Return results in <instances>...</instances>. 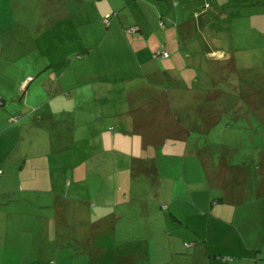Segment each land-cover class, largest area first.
<instances>
[{
	"label": "rangeland",
	"instance_id": "obj_1",
	"mask_svg": "<svg viewBox=\"0 0 264 264\" xmlns=\"http://www.w3.org/2000/svg\"><path fill=\"white\" fill-rule=\"evenodd\" d=\"M161 8L173 17L167 21L161 16L163 26L156 24ZM200 9L205 10L204 21L198 16ZM105 10L117 11L110 26L102 22ZM183 19L191 31L186 37L181 32ZM136 22L140 30L133 34L124 31L123 27ZM160 42L171 51L172 47L177 50L167 67L178 74L186 61L191 66L185 81L207 83L209 89L215 77L221 82L216 86L226 91L220 98L222 105L236 108V118L228 126V117H224L207 134L192 131L187 135L199 143L207 135L216 148L210 151L224 153L232 161L246 154L261 156L264 0H0V66L4 62V69L9 67L0 69V87L11 94L16 92L14 102L21 93L28 96L30 112L20 108L16 116L27 121L23 131L40 130L33 138L37 149L29 152L17 181L31 188L25 191L26 201L33 200L38 190H51L57 192L59 204L68 197L87 201L107 198L108 203L120 205L130 200L138 212L137 228L121 229L127 237L119 233L115 240L134 237L139 241L133 246L131 241L117 244L118 249L105 246L99 260L85 255L89 261L77 260L79 254L59 246L57 253L49 254L56 264H264V194L258 193L264 184L255 181L253 185L248 176L243 200L214 203L220 187L208 188L204 177H197L196 191L191 187L190 194L188 190L189 183L182 175L183 158L188 159L195 149H184L185 140L168 138L158 146L143 142L150 132L165 126L161 124L165 109L188 124L200 102L193 93L195 87L175 88L150 73L149 66L159 62L151 58V52ZM219 47L226 51L224 58L216 59L206 52ZM227 63L232 64L231 69L226 68ZM25 74H29V83L24 92L19 86L17 91V83ZM222 76L227 81H222ZM146 82L153 90L158 88L159 95L167 89L173 100L168 103L162 96L151 108L152 101L144 95L146 88H137ZM9 105L12 109L10 101L5 108ZM152 111L159 112L158 116L150 118ZM36 119L40 120L38 125L33 124ZM26 136L23 134L18 150L31 145L32 136ZM235 142L237 147H230ZM207 151H200L203 158ZM152 157L157 172L139 171V165L149 164ZM17 158L14 155L13 163L18 164ZM115 159L124 163L123 172L115 167ZM130 160L135 165L132 176L128 175ZM35 162L50 176L44 171L43 179L25 180L22 174L30 172L33 167L27 166H35ZM164 181L174 185V191L168 192ZM27 204L35 215L34 206L29 201ZM27 217L32 216L27 213ZM35 218L34 234L27 230L25 239L21 232L22 237L14 236L17 241H10L3 253L0 249V264L31 263L29 259L39 248L36 233L40 222ZM180 221L195 224V228L180 229L175 225ZM57 224L68 223L60 220ZM45 231L44 226V240Z\"/></svg>",
	"mask_w": 264,
	"mask_h": 264
},
{
	"label": "crops",
	"instance_id": "obj_2",
	"mask_svg": "<svg viewBox=\"0 0 264 264\" xmlns=\"http://www.w3.org/2000/svg\"><path fill=\"white\" fill-rule=\"evenodd\" d=\"M157 10L159 12V7H157ZM203 11L205 10L200 9L198 16L202 15L201 19H203L204 21L206 17L203 15ZM106 12H108V10H105L104 13ZM159 15L160 18L156 23L159 26L164 25V18L167 21H170V19L173 18L168 10H163L162 8ZM161 16H164V18ZM186 20L187 19H183L184 28L181 29L182 34H185L183 37L189 36L187 34L188 32L191 33V31L187 29V25L185 23ZM198 21L200 22V19ZM137 24L141 29L140 23ZM168 27L169 25L166 27V29ZM176 31L177 33L180 32L177 27ZM162 49L167 52V55H163L161 53ZM156 50L159 51L157 52ZM206 52H208L211 57H215L216 59L224 58L226 53V51H224V49L221 47L212 50L207 49ZM176 53L177 50L175 47H172L171 51L167 48L164 42H160L157 45L156 49L151 52V58L159 60V62H157V66H155V64L153 63L149 66L150 73L158 74L157 80L163 79V77H161L160 75V71L166 70L171 74V77L175 81L180 79L182 80V82H186L185 73L188 71L191 65H188L187 62L184 61L182 67L178 71V74L172 71L173 69L171 70L170 67L166 66L169 65L171 60L175 58L174 56ZM5 65L4 62H2L0 69L8 70L9 67L7 69H4ZM227 66L229 67V69H231L232 64L227 63L226 68ZM3 74L5 76L7 75L6 72H3ZM0 75H2L1 71ZM28 78L29 74H25L18 81L16 87L17 91L18 86L19 89L22 88V92L25 91V87L29 83ZM213 78V81H210V79L208 80V82L210 81V87L212 84L216 85V83H221L220 81L215 79V77ZM30 79H32V77ZM220 79H222V81H227L223 76L220 77ZM241 82L242 80L240 79L239 84H242ZM186 83V87H195L192 88L194 89L193 93H195V95L197 96V100H200V102L198 103V108L196 107L197 109L193 113V119H191L192 122L185 124V122H183L182 120L176 119L175 116L172 115L173 113H167V109H165L163 114H165L166 116L161 120L162 125L166 123L165 126L163 128L161 127V131L158 129L157 131L150 132L149 137H147V139L143 142L146 145L158 146L164 143L168 138L175 139L180 142H183L185 140L186 142H183L184 149L188 148V146L189 149H195V151H191L190 154H188V159L183 158L182 165V175L185 178L184 181L186 183H189L187 185V187H189V192L191 190V187L196 191L197 177H204L205 184L208 188L216 186L220 187V194L217 198L218 200L213 199L214 203H217L218 201H220L221 203L224 201L231 203L240 202V200H243V198L247 196L243 186L248 182L247 180H249V177L251 178V181H253V185L255 184V181H260L262 184H264V152H262L261 156L259 157H248L246 154L245 156H240V158L236 161H232L229 156L225 155L224 153L216 155L215 153L210 151L216 148H213L214 145L212 144V141H208L207 135L203 139H201V141H204L202 143H199L197 140L193 141L191 139V136L189 135L192 131L207 134L212 126L217 124L218 122H222L224 117H228V120L226 121V125L228 126L231 119L236 118V108H232L229 106V108L231 109L228 110L229 108H226V106L222 105L220 98L226 92L224 88L219 89L218 86H215L216 88L211 87L209 89L207 87V83L197 85H193L188 82ZM179 85L175 86V88H180ZM138 87L139 89L146 88L144 95L149 97V99L152 101L150 105L151 108L155 103H157V101L159 102L162 99V96H166L168 103L174 98V95L171 94V92L168 93L167 89H160L162 93H160L159 95L158 88H154L153 90V88L148 87L147 82L143 86H137V88ZM15 94V91L11 94L10 92H7L0 87V105L2 106L0 107V249H3L1 253H3L6 246L11 243L10 241L14 243L17 241V239H13L14 236L18 235L19 238H21L24 232L25 234L23 238L27 239V230H31L32 234H34V224H36L35 216L40 222V229L36 233L37 244L39 248L35 256L29 259V262H31L30 264H46L41 260L45 262L48 261V264H56V260L50 257L49 254H52L53 252L57 253L55 249H59V246L70 249L73 255L79 254L81 257H78L77 260L80 259L89 261V258H84L85 255L93 257V260H96L98 256L102 254L103 250H105V246H110L111 248L116 247V249H118L117 244L123 245L124 243L126 244L127 242L131 241L129 244L133 246L135 242L137 243L139 240L136 239L138 241H135L134 237L129 238L128 240H123V237H127L128 234L121 233V229L137 228L135 224V216H137L138 212L134 207L130 206V200L123 201L120 205L118 204V202L108 203L107 198L102 201H87L84 198L68 197L67 200H63L61 201V204H59L60 202L58 200L59 196L57 192H53L51 190H42L41 192L38 190L37 192H35L36 194L32 198L33 200L28 199L30 205L34 206L38 213L35 212L34 215L31 209L27 207L28 201H26L27 197H24L26 196L25 191L31 188L26 187L23 183L17 181H19L18 178L21 175L23 169H25L26 164L28 163L27 160H29V158H27V156L29 152L35 151L37 149L38 144H35L34 140L35 134L37 133V131L40 132V130L36 129L34 132L30 131V129L27 131H23V129L26 130L25 125H27V121L24 120V118L21 116H16L15 112H17V110H19L20 108H25L27 112H30L28 106L32 105V103H27L28 96L24 95L23 93H21V95H19V99L16 98V102H14L15 100H13L12 97ZM8 101L11 102V105L13 104L12 109L10 108V105L5 108ZM143 106L147 108L146 104ZM147 112H149V110ZM157 113L159 112L152 111L149 117L153 118L155 116H158ZM224 113H227V115H225ZM262 116H264V111L262 112ZM41 117L42 115H38L39 119ZM36 121L38 123L33 122V124L38 125L40 120L36 119ZM144 132L146 131H141V133ZM187 132L189 133L188 135ZM25 133H27V136H32L29 138L31 145L29 144L28 146L27 144H25V148L23 150H18V144L21 142L23 134ZM236 143L237 142L230 144V147H237L234 145ZM202 149L208 150L205 154L206 157L204 156V158L202 156V153L200 152ZM217 149L221 148L217 147ZM222 150L226 151L224 148ZM14 155H18V164L13 163L16 162L14 160ZM215 156L217 157L216 159L213 158ZM153 160L154 158L152 157L149 160V164L147 163V165H139L138 170L147 173L150 172L153 174L156 173L158 168L156 170V164ZM39 161L40 160H38V162ZM186 161L188 162L186 163ZM132 162L133 160H130V165H127L128 175L130 176H132V169L133 171L135 170V165L132 164ZM114 165L116 168H119L121 172H123V162H117L116 160ZM129 166L131 169L130 173ZM27 167L33 168L30 172L26 170V172L22 174L24 175L25 180L28 178H31V180L33 181L36 179H43L42 172L44 171L47 173V175H49L48 170L42 168L41 164L37 162H35V166L33 164ZM186 180H189L190 182H187ZM239 180H241L243 183H240ZM14 181H16V183ZM199 184H202V181ZM164 187H166V190L170 193L171 191H174V185H169L165 181ZM258 193H260L261 196L262 194H264V189H260ZM41 195L44 196L35 199L37 196ZM195 202L200 204L197 199ZM169 206L170 204L168 203L167 207ZM27 213H29V216H32L31 219H28ZM21 217H24L23 221L18 220L21 219ZM60 220H65L68 224H57ZM12 221L14 222V224H11ZM31 221H33V224L31 223L30 226H28L27 223H30ZM43 223L45 224L44 226L46 229V240H44L42 237V231L44 228V226H42ZM175 225H180V229L184 230H189L188 226H190L191 228H195L193 226L195 224L183 225L181 221L180 224ZM60 228L65 229L66 231L62 232L60 231ZM119 233L123 236L121 239L122 241L116 242L115 240L116 238L118 239ZM108 236H110V238H108ZM99 259L100 258H98V260Z\"/></svg>",
	"mask_w": 264,
	"mask_h": 264
},
{
	"label": "trees",
	"instance_id": "obj_3",
	"mask_svg": "<svg viewBox=\"0 0 264 264\" xmlns=\"http://www.w3.org/2000/svg\"><path fill=\"white\" fill-rule=\"evenodd\" d=\"M117 14V11H114L113 13H110L109 11L104 13V15L102 16V22L105 23L107 26H110V22H111V19L113 18V15H116ZM124 28V31L126 33L130 32V33H136V31H138L140 28H139V25H137V23H134V24H129L128 26L126 27H123ZM157 66V65H155ZM160 75L161 77H163L162 80H165L164 82H168V80L171 82V84H173L174 86H177L179 85L180 87H183V86H186L187 83L185 82H182V80H177L175 81L172 77H171V74L166 71V70H162L160 71ZM172 80H170V79ZM168 79V80H167ZM216 85L215 84H212L211 87H215ZM216 88V87H215ZM54 264V263H53Z\"/></svg>",
	"mask_w": 264,
	"mask_h": 264
},
{
	"label": "built area",
	"instance_id": "obj_4",
	"mask_svg": "<svg viewBox=\"0 0 264 264\" xmlns=\"http://www.w3.org/2000/svg\"><path fill=\"white\" fill-rule=\"evenodd\" d=\"M161 53H162L163 55H167V52H166L164 49L161 50ZM0 101H1V99H0Z\"/></svg>",
	"mask_w": 264,
	"mask_h": 264
}]
</instances>
